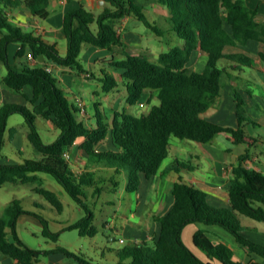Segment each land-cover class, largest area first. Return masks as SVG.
Masks as SVG:
<instances>
[{"label":"trees","instance_id":"1","mask_svg":"<svg viewBox=\"0 0 264 264\" xmlns=\"http://www.w3.org/2000/svg\"><path fill=\"white\" fill-rule=\"evenodd\" d=\"M107 5L95 15L79 6L65 12L62 31L67 39V53L62 55L55 42L31 31L24 30L8 20L0 7V62L6 72L1 78L3 85L15 92H22L29 86L32 90L27 100L31 108L5 102L0 105V186L5 182H34L33 189L41 194L57 212L63 210V202L57 192L41 185L40 172L50 174L85 211V214L68 225L80 235L93 236L97 228L93 223L94 213L84 203L85 188L101 190L96 171L91 169L75 172L63 156L77 142L78 147L94 164L113 166L114 172L126 170V190L138 192L141 178L154 175L169 153L171 137L187 138L208 142L217 133L225 132L236 143L249 138L244 122L249 120L245 112V101L236 91L235 114L238 126L231 127L210 121L202 113L221 93V77L225 67L219 60L227 59L239 65H251L252 59L236 48L250 40L264 43V22L256 19V9L250 8L244 0H158L169 11L173 31L182 38V46H173L161 51L156 60L142 53H132L125 47L116 22L123 16H133L145 26L160 34L162 29L151 21L143 6L136 0H104ZM4 7L9 0H0ZM49 0H24L29 12L38 18L47 16ZM96 23V30L92 24ZM19 42L16 56L32 54L37 61L42 56L44 65L39 67L17 66L9 59V43ZM99 48L120 45V57L112 54L108 63L118 69L129 104L153 98L158 99L149 110L139 115L113 110L109 121H104L102 103L95 101L96 124L85 121V115L78 112L75 103L66 97L58 80L46 70L49 63L63 68L84 71L79 57L83 45ZM195 51L204 54L202 69L189 67ZM264 58V52L259 53ZM102 89L106 92L119 85V79L103 70ZM12 112L23 115L27 124L26 136L37 158H24L20 162H3L1 146L7 120ZM38 117L50 120L60 133L52 142H44L37 129ZM110 138L114 149L98 150L96 147ZM240 162L230 170L228 206H215L207 200V192L179 178L172 188L173 204L162 215L156 216L160 223L157 237L150 241L126 244L116 250L117 264H247L236 260L232 248L224 241H214L205 228L198 227L192 235L193 246L202 250L205 259L198 256L184 243L182 230L188 223L217 225L234 235L236 241L251 254L261 258L264 264V244L245 236L241 216L264 222V173L244 166ZM180 167L191 169L192 164L177 162ZM100 181V180H99ZM117 181V180H116ZM118 182V181H117ZM25 212L18 200L4 207L0 214V251L8 254L17 264H38L41 250L28 246L16 232V221ZM42 224L41 234L56 241L59 232L53 231L43 215L33 213ZM58 250L69 251L57 246ZM82 264H95L82 255H75ZM215 261V262H214ZM254 264V263H251Z\"/></svg>","mask_w":264,"mask_h":264},{"label":"crops","instance_id":"2","mask_svg":"<svg viewBox=\"0 0 264 264\" xmlns=\"http://www.w3.org/2000/svg\"><path fill=\"white\" fill-rule=\"evenodd\" d=\"M23 1L24 0H9V6L7 7H4L2 5L3 2H1L0 7H2L6 13L9 21L21 26L24 30H31L33 34L42 36L49 41L55 42L59 52L64 51V53L67 51V39L62 31L65 12L69 9L82 6L97 15L101 12L103 7L107 5V2L104 0H49L47 6V16L41 19L33 16L23 4ZM244 1L250 8L256 9V19L260 22H264V0H258L259 2L257 3L256 0ZM136 2L143 6V10L145 9V6L153 9L157 17L165 18L169 16L167 7L158 0H136ZM135 20V17L127 15L123 16L116 22L117 30L121 34L125 45H127L126 48L129 49L128 51H131L130 48L133 45H142V43L144 45H142L143 47L148 49L153 48L156 50L154 46H152L149 39L144 41V31L140 25L135 22ZM250 41H254V43L247 47ZM250 41L241 47H228L225 49L227 50L225 52H237L231 51L233 49L241 50L240 52H243L251 57L252 64L239 65L231 61L229 64L224 65L225 72L221 77V93L206 109V111L202 113L203 117L210 121L226 126L237 127L238 119L235 114V94L236 91H238L245 101V112L246 116L249 118V120L244 122V130L249 138L245 141L236 143L229 137L227 133L220 132L217 133L210 141L204 143L194 140L184 141L182 138L178 142H171L169 153L166 157L169 158L168 161H164L166 159L165 158L162 161L158 171L154 175L150 177L142 176L138 192L135 193L139 199L136 200L137 205L135 206V212L133 213V216L138 215L139 219L133 224L130 223V226L126 225L131 243H137L143 240L150 241L151 238L157 237L160 229V223L156 219V216L165 214L172 206L174 201L172 188L174 182H176L179 178H182L206 191L207 200L212 205L228 206L230 170L233 165L240 162V157L242 155H245V158L242 161L244 166L264 173V58H261L259 55L260 52H264V43H260L256 40ZM11 43H9L8 46L9 59L10 52L12 53L14 51L16 55V51L20 45L19 42H14L15 44ZM252 47H254L255 50H252ZM84 49V56L89 52L92 54V57L97 55L95 61H97L99 64V62H104L103 60H107L106 58H103L104 54L109 55L114 51L120 54L121 46L114 45L111 48H99L90 44L89 46L85 44L83 45L81 51ZM203 56L204 54H202L201 51H195L189 62V67L193 66L195 69L197 67L198 69H202ZM25 58L27 61H29L26 56ZM21 62L22 61H20V63ZM29 62L33 63V61ZM37 62L41 64L40 66L44 65V62L41 60L34 63ZM93 65L95 67V63ZM48 67L51 68V72L58 80L60 86L61 82L67 81L69 77H72V74L83 76L85 78H97L100 80L104 70L103 68H100L99 71V68L95 67L96 73L90 69L89 71H92V75L90 74L91 76H88L84 74V71L87 70L76 73L72 71V68H63L51 63H49ZM111 73H113V75L116 76L123 85L119 75L117 76L114 71H111ZM4 74H0V105L5 102L20 104L22 99L29 102L26 98V95L31 96V88L26 86L23 88L21 93L12 91L1 82V78ZM61 88L63 89L62 86ZM114 90H119L118 86ZM63 91L65 90L63 89ZM96 93L97 91L95 90L94 94ZM148 94L149 93L146 92L144 100L139 102H146ZM92 115L93 114H88L87 118H90ZM24 131L26 134L27 128ZM9 133L10 136H14L13 134H15L14 130H10ZM20 147H22V145ZM96 148L98 150L104 151L106 149H114V145L112 144L110 138H106L104 141L100 142ZM68 153L70 158H72L71 168L73 171L77 172L74 167H76L78 164L79 166L81 164H86L89 169L96 171V166L99 164H94L88 160L87 155L78 147V142L68 151ZM1 156L3 162L21 161L20 159L13 158L12 156ZM177 162L192 164L194 167L191 169L182 167L176 169ZM99 170L110 171L114 170V167L99 165ZM98 180H102V178ZM111 182L112 186L109 189L115 190L117 185L116 179H112ZM108 202L111 203L112 201L108 200ZM30 212L38 213L30 210H25V212L20 213L16 221V232L28 246L42 251L39 256L38 264H82L75 255H82L85 258L86 256L81 252L79 246L80 243H75L83 241V235H80L76 229H67L66 227L81 218L85 213L78 218H69L60 221L56 230H53L50 226L53 231L60 233L57 238H60L63 232L69 231L71 232L70 234H72V237H74L76 240L73 244L60 245L52 240L51 243L45 242V244H42L38 239L35 238L36 233L33 230L22 232L17 230L18 219L25 215H29L34 220L33 222L35 223V226L39 227L41 230V222L34 214ZM143 212L145 214H142ZM95 218L96 216L94 213L93 223L95 224L98 232V226L95 222ZM245 222L246 223H244V225H246V228L242 233L248 238L264 244V222L256 220ZM103 225L104 227L110 229L113 233L119 232L113 220L105 221ZM198 227L205 228L207 234L214 241H224L226 244H228L232 248L233 256L236 260L247 264H259L261 262V258L257 254H250L245 247L236 241L234 235L222 227L217 225H205L199 222L188 223L182 230V239L184 243L191 247L192 250L201 258L205 259V254L199 253L198 249H196V247L192 244L193 232ZM114 238V235L111 236V239ZM121 238L124 239V241L126 240L124 236H119V240ZM58 245L64 247L72 254L58 250L56 248ZM117 262L118 259L115 261V264H117ZM124 262L127 264H132L130 259H125ZM0 264L17 263H15V261L8 254L0 251ZM215 264L219 263L215 262Z\"/></svg>","mask_w":264,"mask_h":264},{"label":"rangeland","instance_id":"3","mask_svg":"<svg viewBox=\"0 0 264 264\" xmlns=\"http://www.w3.org/2000/svg\"><path fill=\"white\" fill-rule=\"evenodd\" d=\"M257 2L259 1L256 0V3ZM144 10L147 17L150 20L152 19L156 23V25H158L162 29L161 33L157 34L154 30L145 26L140 20L136 19L135 22L138 23V25H140V27L144 31V41L149 39L152 46H154L156 50H154L153 48H145L143 47L144 45L142 43L143 46L133 45L130 48V52L145 53L152 60H156L158 54L161 51H166L173 46H182L183 40L171 28V22L168 17H157L153 9L147 6H145ZM91 26L93 29H96L97 27L95 22ZM253 43L254 41H250L247 47H249ZM11 44L15 43L12 42ZM87 45L89 46V44ZM126 46L127 45H125V47ZM252 50H255V48L252 47ZM84 52L85 49L81 51L79 55L83 68L89 72L88 73L87 71H84V74H88L89 76L92 72L89 71L90 69H92L96 73V67L99 68V71L100 68H103L109 73H111V71H114L117 76L119 75L118 69H115L113 66H111L107 60H103L104 62H99L98 64L97 61H95L97 55L95 57H92V54L89 52L84 56ZM60 53L62 55H65L67 51H65V53L64 51H61ZM112 54L120 57V54L118 52L116 53L114 51ZM112 54H104L103 58L108 59ZM10 61L17 66L27 65L29 67H39L41 65L39 62L31 63L27 61L25 56H16L14 51L12 53L10 52ZM20 61L22 62L20 63ZM204 62L205 57L203 56L202 66H204ZM230 62V60L221 59L219 60V65L224 66L226 64H229ZM94 63L95 67L93 65ZM190 68L194 67L190 66ZM196 69H198V67ZM5 71V65L0 62V74H4ZM72 71L76 73L79 72L78 70H76V68H72ZM61 86L65 90L64 93L70 102L76 104L75 97H81L83 99L86 105V113L84 114L86 117L85 121L93 125L96 124L97 119V117L94 116L96 114V111L93 107V102L95 100H99L102 103L101 107L105 112L104 121L110 120L113 110H120L139 115L141 113L147 112L152 104L158 103V99L154 98L149 103L135 102L129 104L126 101V88L120 81L118 85L119 90L106 92L102 89V81L98 80L97 78H85L83 76L72 74V77H69L67 81L61 82ZM95 90L97 91L96 94H94ZM20 104L31 108L30 103L25 101L24 99L20 101ZM88 114L93 115L90 116V118H87ZM36 125L44 142H52L58 137L60 133L59 128H57L50 120L43 117L37 118ZM26 128L28 129L27 124L24 121V117L21 113L12 112L9 115L4 132L3 144L1 146V155H6L9 157L12 156L13 158L20 159L21 161L24 158L38 157V153L34 150L25 134L24 130ZM10 130H14V136H10ZM171 138V142L173 143L176 141L178 142L181 139L176 136H172ZM182 139L184 141H192L191 139L187 138ZM21 145L22 147H20ZM168 159L169 158H166L164 161H168ZM68 161L71 166L72 158H70V156L68 158ZM96 167V176L98 177V179L102 178V180H98L97 185L102 189L99 191L95 190L94 187L85 188L86 198H84V203L95 213V222L98 226V232H96V234H94L93 236H83L82 238L84 240L75 244L80 243L79 246L82 254L85 255L86 258L91 262L95 264H115V261L118 259L116 250L126 244H131L130 238L128 236L127 226H130V223L133 224L139 219L138 215L133 216V213L135 212V206L137 205L136 200L139 198L136 196L135 192H129L125 188L127 182L125 169H121L118 173H116L114 172V170H99V165ZM74 168L77 172L89 169L86 164H81L80 166L78 164ZM39 175L42 179V186L54 189L58 192L64 204L63 211L60 213L57 212L55 208L52 207L41 194L37 193L33 189L36 183L17 181L5 182L0 186V214L3 213L4 207L8 203L13 200H18L23 210H30L41 213L45 218L48 219L49 226H51L53 230H56L60 221L69 218H78L85 213L84 209L69 196V194L63 189V187L50 174L40 172ZM114 178L118 181L116 189L110 190L109 188L112 186L111 180ZM108 200H111L112 202L109 203ZM144 212L142 214H145ZM240 219L243 224L246 223L245 221L253 220L243 216H241ZM111 220H113V222L116 224L119 232L113 233L110 229L104 227L103 224L105 223V221ZM33 221L34 220L29 215L21 216V218L18 219L17 230L20 232L33 230L36 233L35 238L38 239L42 244H45V242L51 243V239L42 236L41 230L39 229V227L35 226V223ZM70 233L71 232L69 231L63 232L61 234L62 236H60V238H57L55 242L60 245L73 244L76 240ZM113 235L115 236V238L111 239V236ZM119 236H124L126 240L120 241ZM196 249H198L199 253H204L199 248L196 247Z\"/></svg>","mask_w":264,"mask_h":264},{"label":"built area","instance_id":"4","mask_svg":"<svg viewBox=\"0 0 264 264\" xmlns=\"http://www.w3.org/2000/svg\"><path fill=\"white\" fill-rule=\"evenodd\" d=\"M27 59L29 61H33V62L37 61L36 57H34L32 54H28ZM46 70L51 71V68L47 66ZM85 75H88V74H85ZM75 101H76V105L79 109L78 110L79 114L84 115L86 113L85 102L83 101V99L81 97H75ZM63 156L68 159L70 155H69L68 151H64ZM123 240L124 239H122V238L120 239V241H123Z\"/></svg>","mask_w":264,"mask_h":264},{"label":"water","instance_id":"5","mask_svg":"<svg viewBox=\"0 0 264 264\" xmlns=\"http://www.w3.org/2000/svg\"><path fill=\"white\" fill-rule=\"evenodd\" d=\"M42 59V56L39 58V61Z\"/></svg>","mask_w":264,"mask_h":264}]
</instances>
